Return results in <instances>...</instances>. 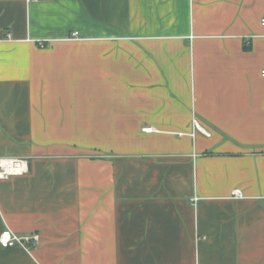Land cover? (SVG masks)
Masks as SVG:
<instances>
[{
    "label": "crops",
    "instance_id": "1",
    "mask_svg": "<svg viewBox=\"0 0 264 264\" xmlns=\"http://www.w3.org/2000/svg\"><path fill=\"white\" fill-rule=\"evenodd\" d=\"M263 18L0 0V156L30 162L0 178V234L41 235L0 264H264Z\"/></svg>",
    "mask_w": 264,
    "mask_h": 264
},
{
    "label": "built area",
    "instance_id": "2",
    "mask_svg": "<svg viewBox=\"0 0 264 264\" xmlns=\"http://www.w3.org/2000/svg\"><path fill=\"white\" fill-rule=\"evenodd\" d=\"M29 2L32 0H28ZM264 25V18L262 19ZM39 44L44 46V42L40 41ZM264 76V70L262 72ZM195 129L201 130L207 136H211V132L200 124L197 118L193 119ZM144 131H154L153 126H146ZM182 135V134H181ZM30 162L28 158L21 156H0V178L6 179L14 175H21L29 172ZM235 195L241 197L240 190H235ZM41 235L38 232L29 234H19L10 228H5L0 234V243L4 247L21 246L26 249H32L40 245Z\"/></svg>",
    "mask_w": 264,
    "mask_h": 264
}]
</instances>
